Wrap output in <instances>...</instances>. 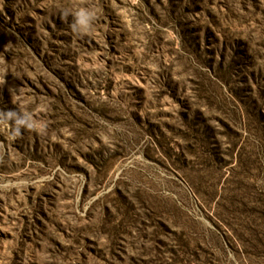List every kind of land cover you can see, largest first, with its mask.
Masks as SVG:
<instances>
[{"label": "rangeland", "instance_id": "obj_1", "mask_svg": "<svg viewBox=\"0 0 264 264\" xmlns=\"http://www.w3.org/2000/svg\"><path fill=\"white\" fill-rule=\"evenodd\" d=\"M9 109L0 264H264V0H0Z\"/></svg>", "mask_w": 264, "mask_h": 264}, {"label": "clouds", "instance_id": "obj_2", "mask_svg": "<svg viewBox=\"0 0 264 264\" xmlns=\"http://www.w3.org/2000/svg\"><path fill=\"white\" fill-rule=\"evenodd\" d=\"M68 9L63 10L62 15H70ZM96 12L89 8H81L74 13L73 23L70 25L71 31L77 36L87 34L93 27L96 19ZM0 122L11 123L13 125L12 135L14 137L22 135L26 130H35V123L33 117L28 112H20L9 109L7 111H0Z\"/></svg>", "mask_w": 264, "mask_h": 264}]
</instances>
